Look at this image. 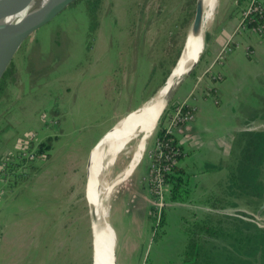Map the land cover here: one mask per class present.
<instances>
[{
  "label": "rangeland",
  "instance_id": "1",
  "mask_svg": "<svg viewBox=\"0 0 264 264\" xmlns=\"http://www.w3.org/2000/svg\"><path fill=\"white\" fill-rule=\"evenodd\" d=\"M186 3L102 0L94 26L86 1L80 0L44 26L15 56L10 66L14 73L0 92V149H5L0 151V264H92L91 212L85 197L88 153L120 119L147 102L149 92L163 81L164 70L171 66L175 51L185 42L184 32L190 28L183 31L179 24ZM237 8L236 0H218L205 36L232 20ZM210 51L205 50L195 72L181 84L175 101L183 103L201 95L211 74H201ZM233 56L241 55L237 50ZM262 94L264 87H255L240 109L227 110L228 119L238 124L248 121L246 111L249 113ZM220 117L225 121V115ZM236 129L238 133L264 131V118ZM155 131L131 178L112 190L108 219L120 241L118 251L115 249L118 264H145L146 259V264L178 263L187 242L185 219L196 221L191 219L193 204L181 208L169 203L163 207L166 214L160 223L162 208L153 205L158 197L153 189L150 192L148 180ZM48 139L51 149L45 148L39 159H28L30 144L36 151ZM137 141L138 137L119 154L109 181L129 164ZM233 155L224 158L231 163ZM8 158L13 162L11 170L4 167ZM225 178L228 174L222 180ZM261 184L264 191V173ZM204 189L206 198L221 194L217 185ZM242 197L218 212L250 223L242 231L244 237L249 236L244 249L259 247V242L263 249L264 222L259 218L264 209L258 212L263 195ZM201 207L198 212L214 211L208 204L200 203ZM132 241L140 243L138 250L130 249L128 242ZM227 243L224 239L213 242L223 253V262L240 264L243 257ZM245 260L259 264L254 256L242 263Z\"/></svg>",
  "mask_w": 264,
  "mask_h": 264
},
{
  "label": "trees",
  "instance_id": "2",
  "mask_svg": "<svg viewBox=\"0 0 264 264\" xmlns=\"http://www.w3.org/2000/svg\"><path fill=\"white\" fill-rule=\"evenodd\" d=\"M85 1L89 16L94 22L93 25L95 26L98 23L97 15L102 7V0ZM187 1L188 3L185 4L186 7L182 8L180 12L179 24L183 31L187 27L189 28L192 23L194 16V8L192 9V7L195 6L196 2V0ZM249 1L250 0H237L236 4L239 9L238 13H240V19L242 17V12L248 5ZM257 17L260 23L264 24V13L257 14ZM255 23V21L249 23V27H252L255 25ZM184 35L186 38L187 31L184 32ZM183 46L184 43L177 51H175V55L171 59V66L164 70V78L161 84L154 87L153 90L149 92V96L146 98L153 96L165 83L173 67L177 63ZM227 48H230V50L220 56L227 57L228 55L232 54L234 50V44L228 43L226 49ZM248 54L250 56L255 55L252 54V52ZM10 66L0 80V92H2L6 87L7 79L14 73ZM156 70L157 68H155V72ZM194 72L195 69L191 74ZM208 72L212 75H208L207 72L205 74L209 76V79H213H210L211 81H220V78L214 77V71L209 70ZM203 92H205V96L212 97L217 105L220 104L217 86H204ZM192 94L193 93L191 92L190 96ZM189 102L190 101L188 100L183 102L184 104L182 111L185 112L194 107L196 113V107ZM180 105L181 103L175 101L174 99L170 102L166 111L162 115L154 134L160 143V146L157 150L163 153L160 157H158L156 162L162 169L164 181L168 186V191L166 192L167 196L165 198L166 204L174 202L193 203L194 201L190 186L189 172L187 167L183 164L185 149L180 144L179 139L175 135V130L179 126L171 131L169 127L170 125L168 124L169 120L167 119L168 115L175 111ZM247 113L248 111H246L245 117L250 118L248 119L247 124H250V122L256 120L257 118H264V94H262L259 100H257V103L249 109L248 115ZM189 122H185L184 124ZM184 124H180V126ZM238 134L239 135L237 137L235 147L232 151L234 154L232 161L231 163H228V171L226 173L228 174V178L227 180L220 182L221 194H208V198H205L202 203L210 205L214 211H201L200 214H197V212H192L191 219L194 217L196 220L194 222H190L189 219H185L186 225L184 226V231L187 235L186 246L182 252V257L179 262L175 263L170 261V264H228L223 262V253L219 251V247H216L213 242L218 244L220 240H227L229 245H231L235 251H243L244 242H249L247 241L249 236L247 235L244 237L242 231H245L243 229H248L250 223L240 220L236 217L229 216L228 214H222V212H218L219 209L236 204L235 200L233 199H237V194L251 196L255 193L257 194V197L262 196L263 194V187L261 184H258L257 179L260 177L259 181L261 182L262 175L260 176V172L264 168V131L246 130ZM48 140V142H41L38 146V149H36V156L38 159L43 157L45 148L51 149L52 144L50 139ZM165 167H168L167 170H164ZM163 207L161 210L160 223L163 221L164 215L166 214Z\"/></svg>",
  "mask_w": 264,
  "mask_h": 264
},
{
  "label": "crops",
  "instance_id": "3",
  "mask_svg": "<svg viewBox=\"0 0 264 264\" xmlns=\"http://www.w3.org/2000/svg\"><path fill=\"white\" fill-rule=\"evenodd\" d=\"M238 10L237 8L236 11L231 14V16H233L232 20H229L228 23L214 30V32H211L207 36L208 43L206 49H211V56L205 58L204 61L206 62V66L201 74H205L209 70H212L214 71V77L220 78L218 82L211 81L210 79L212 78H210L209 81L204 84L205 87L211 85L218 87L220 104L217 105L212 97L205 96V92L202 91L201 95L194 97V99L189 102L196 107L197 115L195 119L177 127L175 130V135L185 149L183 164L187 167L189 172L190 186L194 201L193 203L174 202L170 203V205L172 204L171 206L183 208V206L180 205L193 204L194 207H192L190 211L197 212V214H200L198 211L202 210V207L199 208L200 203L202 204V200L206 198L204 196V190L206 189L204 188L208 186L211 187L212 185H217L220 188V182L226 180V178L222 180L223 175L228 171L229 162L226 161V157H228L235 147L239 131V129L236 128L244 124L247 125V121L238 124V122H235L233 119L235 123L232 122V119H228L231 114L227 110L235 112L240 109L242 101L246 102L250 100V92L253 91L255 87H264V37L258 36L256 33L255 35L253 32L251 33V31L241 29L240 13H238ZM228 43L234 44L232 54L227 57L220 56ZM237 50L240 52L241 56H233L234 52ZM250 52L255 55L250 56L248 54ZM243 54L246 56H242ZM204 57L205 56H202V59ZM249 78L251 80H249ZM222 115L226 116L225 121L221 119L220 116ZM216 125H224V128L216 127ZM147 148L148 142H146L140 162ZM4 150L5 149H0V151ZM224 156L226 157L224 158ZM224 162L226 164H224ZM134 171L129 176L128 180L131 178ZM151 189L150 185V192L152 191ZM237 196V198L241 196H244L242 198L247 197H245L244 194H237ZM251 197L254 196L251 195ZM235 203H237V199H235ZM115 233L118 251L120 241L116 230ZM128 245L130 249L136 251L140 243L132 241L128 242ZM147 260L148 259L145 260V264Z\"/></svg>",
  "mask_w": 264,
  "mask_h": 264
},
{
  "label": "water",
  "instance_id": "4",
  "mask_svg": "<svg viewBox=\"0 0 264 264\" xmlns=\"http://www.w3.org/2000/svg\"><path fill=\"white\" fill-rule=\"evenodd\" d=\"M33 0H19L15 5L9 6V0H0V80L8 67L13 62L15 56L30 42L32 41L37 33L47 24L51 23L64 11L74 6L80 0H37V3L31 7H28V11L24 16L14 19L11 21H4L13 12L28 6ZM204 16V0H196L195 10L192 23L187 33L183 49L177 60L183 59L185 62H191L189 67L180 74L178 79L169 88L164 95L161 102L155 107L151 114V120L149 128H157L159 121L166 111L168 105L172 101L176 92L178 91L184 80L192 73V71L198 65L202 55L207 48V36L202 30ZM176 63V65H177ZM176 65L173 67L170 75L168 76L165 83L157 90V92L151 96L152 99L163 87L166 86L170 76L172 75ZM149 99V100H150ZM144 105V104H143ZM142 107V106H141ZM140 107V108H141ZM138 108L137 110H139ZM135 110V111H137ZM128 116V115H127ZM122 120V119H120ZM120 120L118 122H120ZM117 122V123H118ZM116 125V124H115ZM114 127V126H113ZM112 127V128H113ZM142 127V126H141ZM139 128L134 132V136L127 138L123 142H119L112 145V150L117 148H124L133 139L142 136L143 128ZM112 128L109 129L90 149L87 160H86V186H85V197L90 208L91 216L93 208H97L100 223H101V234L99 239V248H93V259L96 264H104L103 259L106 256L108 249L111 244V230H114L108 217H106L105 209L102 207V198L100 197L98 185L96 182V176L92 167L93 155L97 150V147L101 142L106 141L103 148L106 149L108 142L111 141V137L108 138L109 133L112 132ZM153 130V131H154ZM144 134V133H143ZM153 134V133H152ZM115 231V230H114ZM115 233V232H114ZM116 235V233H115ZM117 248V244H116ZM113 264H118L116 250L112 252Z\"/></svg>",
  "mask_w": 264,
  "mask_h": 264
},
{
  "label": "bare ground",
  "instance_id": "5",
  "mask_svg": "<svg viewBox=\"0 0 264 264\" xmlns=\"http://www.w3.org/2000/svg\"><path fill=\"white\" fill-rule=\"evenodd\" d=\"M18 1L19 0H9V6L15 5ZM36 3L37 0H33L28 6L10 14L8 17H6V19H4V21H11L24 16L29 9L28 7H31ZM217 5L218 0H204V16L202 22V30L204 32L210 27L211 23L213 22ZM190 63L191 62H185L183 59H180L168 82L166 83V86L163 87L152 99L145 102L139 110L129 113L128 116H125L124 118H122V120H120V122L114 125V127L112 128V132L108 135V138L111 137V141L108 142L107 148H103V145L106 143L107 139L97 146L99 148H97L92 157V167L96 176V182L98 185L100 197L102 198V207L105 209L106 217H108V206L113 194V187L129 178L137 165L140 164V159L145 149L146 142H148L147 140L154 130V128H149L152 111L161 102L166 92L178 79L180 74H182L186 70V68L189 67ZM140 127L144 130L141 132L142 136L138 137L135 152L131 161L123 169L121 168L122 170L112 181H109V171L111 167H113V165L116 163L119 154L124 149L117 148L112 150V145L123 142L127 138L134 136V132ZM100 221L101 220L97 208H93L91 216L93 248H99V239L102 231ZM110 232L112 237L111 244L109 247L110 249H108L105 258L103 259L104 264H113L112 252L113 250L115 251L117 244V238L114 233L115 231L110 229ZM92 264H96L94 259Z\"/></svg>",
  "mask_w": 264,
  "mask_h": 264
},
{
  "label": "built area",
  "instance_id": "6",
  "mask_svg": "<svg viewBox=\"0 0 264 264\" xmlns=\"http://www.w3.org/2000/svg\"><path fill=\"white\" fill-rule=\"evenodd\" d=\"M263 13H264V0H250L248 5L242 12L241 26H240L241 29L242 30L248 29L251 32L256 33L263 37L264 36V24L260 23L257 17V14H263ZM253 21L256 22L255 25H253L252 27H249V23ZM226 47L222 51L221 55L227 52L228 50H230V48L226 49ZM183 104L184 103H181V105L178 106L176 110L173 111L171 114H169L167 117V119L169 120L168 124L170 125L169 127L171 131L174 130V128H176L177 126H180V124H184L185 122H189L195 119V116H196L195 108L193 107L192 109H189L184 112L182 111ZM159 146H160L159 140L156 138L154 147L151 148V150L149 151V154L152 157V164L150 167V175H149L148 180L150 184H152L153 190L158 197L156 204H153V205L155 207H159L160 209L164 205H166L164 198L166 195V191L168 190V186L164 181V178L162 175V169L156 162L158 157H160L163 154L161 151L157 150ZM29 149H30L29 151H31V155L28 159L34 160L36 156V151L34 150V147L31 146V144L29 146ZM3 163H4V167L7 168L8 166L9 170H11V168L13 167V162L9 158L7 159V161ZM2 165L3 164H1L0 168H2ZM167 168L168 167H165L164 170H167Z\"/></svg>",
  "mask_w": 264,
  "mask_h": 264
},
{
  "label": "flooded vegetation",
  "instance_id": "7",
  "mask_svg": "<svg viewBox=\"0 0 264 264\" xmlns=\"http://www.w3.org/2000/svg\"><path fill=\"white\" fill-rule=\"evenodd\" d=\"M264 173V168H263V170L260 172V176L262 175V174ZM259 179H260V177L257 179V182H258V184H261V182L259 181ZM262 179V178H261ZM261 186H262V184H261ZM263 199H264V191H263ZM253 196L255 197H257V194H253ZM261 196H258L257 198H260ZM260 208V207H259ZM264 209V201H263V204H262V206H261V208L259 209V211L258 212H261V210H263ZM262 217H264V216H260V221L261 222H264V219L262 218ZM247 222V221H246ZM249 223V222H248ZM229 243H227V246L228 247H231V250H232V252H237V254L240 256V257H243V259H241V261H240V264H244V263H242V261L244 262V258H249V257H255L257 260H258V263L259 264H261V262L262 263H264L263 261H262V258L264 259V247H263V249H262V246L263 245H261V242H259V247H257V245L255 244L254 246L252 245V247H249V249L247 250V249H244L243 251H240V250H238V251H235V249L234 248H232V246L231 245H228ZM251 248V249H250ZM258 248V249H257ZM234 249V250H233ZM245 261H247L246 262V264H249V261L248 260H245Z\"/></svg>",
  "mask_w": 264,
  "mask_h": 264
}]
</instances>
